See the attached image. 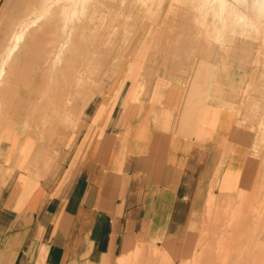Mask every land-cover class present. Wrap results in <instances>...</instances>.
I'll return each instance as SVG.
<instances>
[{
  "label": "crops",
  "instance_id": "obj_1",
  "mask_svg": "<svg viewBox=\"0 0 264 264\" xmlns=\"http://www.w3.org/2000/svg\"><path fill=\"white\" fill-rule=\"evenodd\" d=\"M26 9L0 0V65ZM158 26L56 134L22 108L42 106L59 53L42 48L58 40L27 30L0 88L19 108L0 120V264H117L168 246L208 200L264 192L263 57Z\"/></svg>",
  "mask_w": 264,
  "mask_h": 264
},
{
  "label": "rangeland",
  "instance_id": "obj_2",
  "mask_svg": "<svg viewBox=\"0 0 264 264\" xmlns=\"http://www.w3.org/2000/svg\"><path fill=\"white\" fill-rule=\"evenodd\" d=\"M16 1L26 3L27 7L18 12L17 27L23 24H20L21 21L33 22L50 4L49 12L44 13L37 24L24 29L23 38L30 27L38 25V33L56 36L58 40L51 48L50 43H44L42 48L49 51L58 45L60 54L55 62L57 68L53 69L52 74L43 75V90L36 92L42 106L22 108L26 109L28 115H41L42 121L38 125L44 133L56 134L73 129L77 122L74 116L82 111L90 90L98 87L104 78L109 83L116 58L123 54L127 57L126 61L130 60L132 37L135 36L136 43L137 38L156 24L160 26L152 34L160 30L169 35H185L189 37L187 41H191V45L201 42L208 51L227 53L242 50L244 46L245 50L258 52L264 59V9L255 8V0H243L247 3L227 0L228 13H225L226 19H220L222 22L215 19L213 11L217 10L216 4L201 5L206 0H99V6L91 17L89 13L85 16L79 14L67 29L62 28L63 8L59 9L66 1ZM70 7L72 9L73 5ZM234 9L245 16V22L235 23L229 11ZM89 10L90 5L85 11ZM229 13L231 19L227 15ZM164 20H170V23H164ZM20 28L19 31L22 30ZM104 38L106 42H102ZM62 44L66 45L61 49ZM89 51L88 57L86 52ZM49 61L44 58L43 66H51ZM238 93L243 94L242 88ZM4 95L6 91L1 90L0 98ZM18 110L0 102V120L9 111ZM25 125L30 129L29 124ZM117 264H264V192H240L228 200H208L189 226L176 235L168 246L147 254L136 251L128 260Z\"/></svg>",
  "mask_w": 264,
  "mask_h": 264
},
{
  "label": "bare ground",
  "instance_id": "obj_3",
  "mask_svg": "<svg viewBox=\"0 0 264 264\" xmlns=\"http://www.w3.org/2000/svg\"><path fill=\"white\" fill-rule=\"evenodd\" d=\"M51 1H53V0H51ZM50 1V2H51ZM62 1H66V3H64L63 5H61V7H59V9L60 8H63V11L61 12V14H62V16H63V19H64V23H63V29H67V27H68V25H69V23L75 18V17H77L79 14H84V16L86 15V13H89L90 14V17H91V15H93L95 12H96V9H97V7L99 6V0H57V3H60V2H62ZM236 1V0H235ZM238 1V0H237ZM243 3H247V2H244L243 0H241ZM240 1V2H241ZM48 2V1H47ZM69 2V3H68ZM205 2V1H204ZM239 2V1H238ZM238 2H236V3H238ZM250 2H251V0H250ZM254 2V1H253ZM253 2H252V5H253ZM43 3V2H42ZM46 3V2H45ZM45 3H44V6H46L45 5ZM231 3V2H230ZM249 3V2H248ZM193 4V3H192ZM212 5V4H216L217 5V10H214L213 12H215V19H219V20H217V21H220V22H222L221 20L222 19H226V17H225V13L227 12V6H229L228 5V1L227 0H206V3H204L203 4V2H202V4L201 5ZM241 4V3H240ZM50 5V4H49ZM48 5V6H49ZM71 5H73V8L71 9ZM89 5H90V7H91V10H89V12H87V11H85V10H87V8L89 7ZM98 5V6H97ZM101 5V4H100ZM206 5V6H207ZM238 6H239V3L237 4ZM47 6V8H45V7H43V6H41V8L43 7V8H45L43 11H41V14H39V15H37L36 16V18L34 19V21L33 22H26V21H22L20 24H22L21 26H19V27H21L20 29H22L21 31H18V32H16L14 35H13V37L11 38L12 39V42H11V44H10V46L8 47L7 46V50H6V52H5V56H4V58H3V62H2V64H1V66H0V88H1V81H2V78H3V76H4V74L6 73V68H7V65H8V62H9V60L12 58V56H13V54L18 50V48H19V46H20V44H21V42L23 41V35H24V29H26L27 27H29V26H31L32 24H37L38 22H39V20L40 19H42L43 18V16L45 15V14H47L48 12H49V10H48V7ZM102 6V5H101ZM193 6V5H192ZM196 7V6H195ZM236 7V6H235ZM246 7V6H245ZM254 7L255 8H257V9H259V10H262V9H264V0H255V2H254ZM36 8V7H35ZM34 8V9H35ZM42 8V9H43ZM169 8V7H168ZM211 8V7H210ZM214 8V7H213ZM90 9V8H89ZM252 9H253V7H252ZM41 10V9H40ZM54 10V9H53ZM58 11V10H57ZM229 11H231V14H233V20H235V23H241V22H243L244 20H245V16L244 15H242L241 13H239L238 11H236L235 9L234 10H229ZM255 11V10H254ZM259 12V11H258ZM264 12V11H263ZM35 13V12H34ZM45 13V14H44ZM209 13V12H208ZM228 13V12H227ZM249 13V12H248ZM198 14V13H197ZM231 14L229 13V14H227V15H230L228 18L229 19H231ZM253 15V14H252ZM55 16H56V13H55ZM201 16V15H200ZM262 16H263V14H262ZM257 17V16H256ZM62 18V17H61ZM81 19V18H80ZM221 19V20H220ZM228 19V20H229ZM246 19H247V17H246ZM251 19V18H250ZM255 19V18H254ZM258 19V18H257ZM61 20V19H60ZM256 20V19H255ZM255 20H252V21H255ZM260 20V19H259ZM80 21V20H79ZM225 21V20H224ZM232 21V20H231ZM247 21V20H246ZM234 22V21H233ZM232 22V23H233ZM245 22V21H244ZM61 23V22H60ZM224 23V22H223ZM230 23V22H229ZM73 24V23H72ZM214 24V23H213ZM215 24H216V22H215ZM220 24V23H219ZM234 24V23H233ZM59 25V24H58ZM226 25V24H225ZM249 25V24H248ZM62 26V25H61ZM217 26V25H216ZM229 26V25H228ZM251 26H253V25H251ZM244 27V26H243ZM231 28V27H230ZM237 28V27H236ZM257 29V28H256ZM62 30V29H61ZM72 30V29H71ZM235 30V29H234ZM232 31V30H231ZM236 32V31H235ZM234 32V33H235ZM70 33H71V31H70ZM129 33V32H128ZM232 33V32H231ZM257 34V33H256ZM69 35V34H68ZM221 36V35H220ZM10 39V40H11ZM65 45L66 44H62L61 45V49L63 48V47H65ZM58 57H60V54H58ZM54 67H55V65H54ZM67 74H69L68 72H66ZM67 77H68V75H67ZM67 79H69V78H67ZM67 82H68V80H67ZM85 95V94H84Z\"/></svg>",
  "mask_w": 264,
  "mask_h": 264
}]
</instances>
